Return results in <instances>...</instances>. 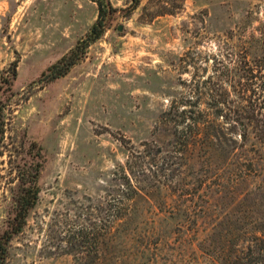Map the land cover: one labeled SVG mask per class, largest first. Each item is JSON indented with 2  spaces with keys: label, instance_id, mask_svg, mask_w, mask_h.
<instances>
[{
  "label": "rangeland",
  "instance_id": "rangeland-1",
  "mask_svg": "<svg viewBox=\"0 0 264 264\" xmlns=\"http://www.w3.org/2000/svg\"><path fill=\"white\" fill-rule=\"evenodd\" d=\"M108 1L117 13L104 37L52 81L43 73L86 37L98 5L0 0V83L18 71L0 155V228L23 133L46 159L39 203L8 264H264L240 251L264 238V170L236 185V160L175 155L169 164L184 184L205 183L183 196L141 177L145 142L174 151L171 128L157 121L184 81L264 55V0H139L135 10L136 0Z\"/></svg>",
  "mask_w": 264,
  "mask_h": 264
},
{
  "label": "trees",
  "instance_id": "trees-1",
  "mask_svg": "<svg viewBox=\"0 0 264 264\" xmlns=\"http://www.w3.org/2000/svg\"><path fill=\"white\" fill-rule=\"evenodd\" d=\"M91 1L99 9L96 22L86 37L69 54L50 66L43 77L49 76L54 81L66 76L84 60L87 48L104 37L117 10L108 0ZM140 4L136 0L131 10L137 9ZM147 10L145 6L143 12ZM248 59L244 56L232 68L225 66L215 70L203 82L198 77H194L190 83L183 82L187 91L174 98L157 121L158 130L160 126L171 128L174 151H160L159 148L153 151L152 144L145 142L141 152V177L151 176L159 186L183 196L189 191L187 189H204L205 183L201 184L198 177V184H184L183 172L178 168L172 170L169 164L175 155L186 160L216 158L219 155L228 161L236 160L238 163L235 165L241 166L234 172L238 177L236 185L247 182L256 172L264 170V55ZM17 76L16 65L1 75L0 155L4 152L1 149L6 147L8 133L6 107L14 96ZM16 149L15 155L10 156L16 176L12 181L15 186L10 190L7 217L0 228V264H8L12 240L23 232L32 210L39 203L40 180L46 163L43 147L34 140H28L26 133L22 134ZM177 170L182 174L179 178L173 173ZM129 197L127 201L135 198ZM119 211H114V224L121 219ZM255 240V243L242 246L240 251L248 256H257L260 262H264V238L257 235Z\"/></svg>",
  "mask_w": 264,
  "mask_h": 264
},
{
  "label": "water",
  "instance_id": "water-1",
  "mask_svg": "<svg viewBox=\"0 0 264 264\" xmlns=\"http://www.w3.org/2000/svg\"><path fill=\"white\" fill-rule=\"evenodd\" d=\"M119 30L122 31V27H120Z\"/></svg>",
  "mask_w": 264,
  "mask_h": 264
}]
</instances>
